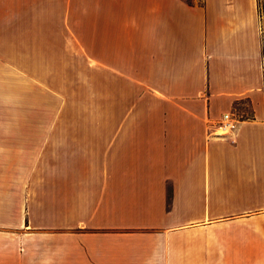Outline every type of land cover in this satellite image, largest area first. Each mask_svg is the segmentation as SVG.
I'll list each match as a JSON object with an SVG mask.
<instances>
[{
	"label": "crops",
	"instance_id": "obj_1",
	"mask_svg": "<svg viewBox=\"0 0 264 264\" xmlns=\"http://www.w3.org/2000/svg\"><path fill=\"white\" fill-rule=\"evenodd\" d=\"M72 56L110 103L21 120ZM0 264H264V0H0Z\"/></svg>",
	"mask_w": 264,
	"mask_h": 264
},
{
	"label": "rangeland",
	"instance_id": "obj_2",
	"mask_svg": "<svg viewBox=\"0 0 264 264\" xmlns=\"http://www.w3.org/2000/svg\"><path fill=\"white\" fill-rule=\"evenodd\" d=\"M62 63L56 66L55 81L24 82L23 119L21 120L62 122L65 120L66 110H77L82 107L94 109L95 106L110 103L111 82L96 81L94 71L87 70L76 57L72 56L70 60L67 58ZM242 107L243 117L251 116L249 108L245 104ZM240 115L241 112L237 113V116Z\"/></svg>",
	"mask_w": 264,
	"mask_h": 264
},
{
	"label": "built area",
	"instance_id": "obj_3",
	"mask_svg": "<svg viewBox=\"0 0 264 264\" xmlns=\"http://www.w3.org/2000/svg\"><path fill=\"white\" fill-rule=\"evenodd\" d=\"M239 120L233 113L224 114L217 126V134L221 136H230L236 130Z\"/></svg>",
	"mask_w": 264,
	"mask_h": 264
},
{
	"label": "trees",
	"instance_id": "obj_4",
	"mask_svg": "<svg viewBox=\"0 0 264 264\" xmlns=\"http://www.w3.org/2000/svg\"><path fill=\"white\" fill-rule=\"evenodd\" d=\"M261 0H259V2H260Z\"/></svg>",
	"mask_w": 264,
	"mask_h": 264
}]
</instances>
